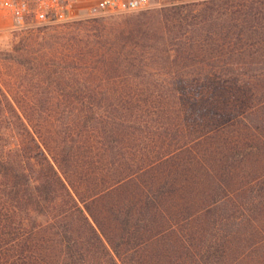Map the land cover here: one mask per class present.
Returning <instances> with one entry per match:
<instances>
[{
  "label": "trees",
  "instance_id": "16d2710c",
  "mask_svg": "<svg viewBox=\"0 0 264 264\" xmlns=\"http://www.w3.org/2000/svg\"><path fill=\"white\" fill-rule=\"evenodd\" d=\"M125 14L0 80V264H264V0Z\"/></svg>",
  "mask_w": 264,
  "mask_h": 264
},
{
  "label": "rangeland",
  "instance_id": "374dc122",
  "mask_svg": "<svg viewBox=\"0 0 264 264\" xmlns=\"http://www.w3.org/2000/svg\"><path fill=\"white\" fill-rule=\"evenodd\" d=\"M201 1L203 0H166L167 4L163 6L191 2L200 3ZM126 15L124 13L114 16H88L80 11V17L70 22L40 26L31 25L27 28L18 29L13 28L6 14L0 11V80L5 81L8 85H23L30 89L38 83V75L41 69L33 57H38L43 62L47 59L50 64L54 63L53 59L46 56L57 54V43L55 44L57 39L54 35L59 37L78 30L83 32L86 28V20L115 19ZM80 20L82 22H76ZM66 51L67 53L72 52L69 49ZM56 65L53 64V67Z\"/></svg>",
  "mask_w": 264,
  "mask_h": 264
},
{
  "label": "built area",
  "instance_id": "2783aa9c",
  "mask_svg": "<svg viewBox=\"0 0 264 264\" xmlns=\"http://www.w3.org/2000/svg\"><path fill=\"white\" fill-rule=\"evenodd\" d=\"M167 4L166 0H0L13 28L66 23L88 16H114Z\"/></svg>",
  "mask_w": 264,
  "mask_h": 264
}]
</instances>
